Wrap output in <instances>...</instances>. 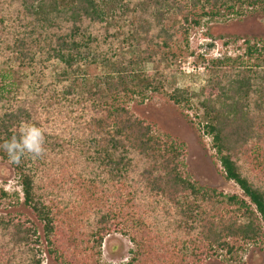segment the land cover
Listing matches in <instances>:
<instances>
[{"label": "trees", "instance_id": "16d2710c", "mask_svg": "<svg viewBox=\"0 0 264 264\" xmlns=\"http://www.w3.org/2000/svg\"><path fill=\"white\" fill-rule=\"evenodd\" d=\"M242 7L264 0H0V63L43 76L58 64L63 78H85L95 62L107 70L81 94L65 79L47 81L0 106V140L23 120L44 130L46 149L19 165L0 151L41 228L10 213L0 188V264H42L43 255L47 264H102L110 234L136 247L122 264H204L221 254L237 262L248 245L262 244L264 46L247 47L249 65L210 61L197 92L174 88L168 96L174 105L197 100L224 178L241 196L193 182L182 145L129 109L135 96L163 92L193 27Z\"/></svg>", "mask_w": 264, "mask_h": 264}, {"label": "rangeland", "instance_id": "374dc122", "mask_svg": "<svg viewBox=\"0 0 264 264\" xmlns=\"http://www.w3.org/2000/svg\"><path fill=\"white\" fill-rule=\"evenodd\" d=\"M239 12L227 14L214 19H204L200 26L193 27L188 36V54L177 60V67L167 71L169 82L159 95L145 93L143 98L135 96L129 104L130 111L149 124L160 136H168L182 145L183 173L200 186L214 188L225 194L241 196L239 187L224 178L218 155L211 147V137L204 128L205 119L197 100L191 99L186 106L174 105L168 100L172 89L186 87L197 92L207 77V66L217 58L242 61L244 65L251 64L247 47L264 46V7H242ZM125 40L120 42L123 46ZM127 46V45H126ZM127 52L131 50L125 48ZM100 59V58H99ZM100 61V60H99ZM164 69L166 62L161 61L159 67ZM152 66H146L150 71ZM62 68L52 64L43 76L35 69L19 66L18 62L0 63V106L17 96H32L38 92L41 82H67L75 86L81 94L92 85L96 77L102 76L106 68L102 63L89 64L85 78L67 75L62 77ZM0 188L9 195L4 205L16 216H21L40 224L22 206V191L18 176L5 162H0ZM100 262L102 264H122L127 262L136 251V247L127 237L121 234L107 235L100 247ZM237 262L227 261L221 254L218 258L206 260L204 264H264V241L262 244L248 245L239 253ZM42 264H47L43 255ZM48 264H53L52 262Z\"/></svg>", "mask_w": 264, "mask_h": 264}, {"label": "clouds", "instance_id": "9594fccd", "mask_svg": "<svg viewBox=\"0 0 264 264\" xmlns=\"http://www.w3.org/2000/svg\"><path fill=\"white\" fill-rule=\"evenodd\" d=\"M0 151L7 155L8 162L13 165H19L25 157L39 158L46 151L44 130L22 120L10 138L0 140Z\"/></svg>", "mask_w": 264, "mask_h": 264}]
</instances>
